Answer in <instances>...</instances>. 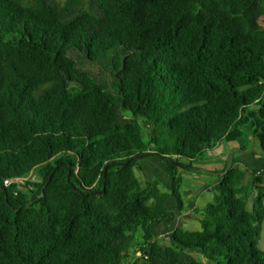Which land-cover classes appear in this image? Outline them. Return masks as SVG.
<instances>
[{
    "label": "trees",
    "instance_id": "1",
    "mask_svg": "<svg viewBox=\"0 0 264 264\" xmlns=\"http://www.w3.org/2000/svg\"><path fill=\"white\" fill-rule=\"evenodd\" d=\"M262 16L264 0H0V264H264ZM73 50L114 52L107 78ZM245 124L262 158L232 153L193 207L200 230L148 204L142 158L165 163L183 211L178 172L206 171ZM31 171L34 189L4 185Z\"/></svg>",
    "mask_w": 264,
    "mask_h": 264
},
{
    "label": "rangeland",
    "instance_id": "2",
    "mask_svg": "<svg viewBox=\"0 0 264 264\" xmlns=\"http://www.w3.org/2000/svg\"><path fill=\"white\" fill-rule=\"evenodd\" d=\"M262 20V22L264 23V18ZM73 51L79 54V57H83L87 62H89V64L86 62H81V59H79V62H81L79 63V66L81 68L89 70L91 73L96 75L99 80L107 78V67L109 69H112L108 62L111 56L114 55V52L110 51L109 53L103 54L100 58L97 59V61H89L82 53H79L76 50ZM242 131L243 135L240 138L234 141L222 140L218 144V146H216L212 150L207 151L201 159L194 163L195 166L201 169H205L207 172L203 170L201 172H178L179 176L182 178L180 193L183 211H180L179 209H174L176 208L178 203L176 199L171 195L169 185L170 175L166 171L165 163L158 157L142 158L138 162V165L134 167V172L143 187H146L148 183L156 182L157 184L155 186H151V189L156 194H159L157 199H151L148 204L154 205V207L159 212L163 210H172L174 212H180L182 213V216L179 220V223H177V226H180L184 230H200V223L198 219H195V217L192 216V214L196 217L201 216V212H199V210L194 212V208H203L208 203L214 201L215 195L217 194L215 185L218 184L220 179V176L217 175V173L222 170L219 165L216 167V169L214 167L217 159H225L226 161H228V159L230 160V155L234 153L236 157L242 158L243 161H252L253 156L251 152H254L256 157H261L260 145L258 144L257 146H254V139L257 137L253 135L251 127L245 124L242 126ZM143 138L144 140H146L145 134L143 135ZM202 162L204 164H201ZM239 167L243 168L244 166L242 164H239ZM212 172H214V174ZM248 177L249 174H247L245 180L248 179ZM252 198L253 196L248 202L249 209H251L252 207ZM161 228L163 232H165L166 229H173L165 223L161 225ZM139 233L141 234L142 231H139L137 233V238L140 237ZM137 241L139 242V240ZM160 242L163 244H170L169 238L164 235L160 236ZM259 247L260 249L264 250V223H262V233L261 240L259 242ZM190 253L197 260L205 264H216L215 262L205 258L198 251L193 250L190 251Z\"/></svg>",
    "mask_w": 264,
    "mask_h": 264
},
{
    "label": "built area",
    "instance_id": "3",
    "mask_svg": "<svg viewBox=\"0 0 264 264\" xmlns=\"http://www.w3.org/2000/svg\"><path fill=\"white\" fill-rule=\"evenodd\" d=\"M40 178L35 171H31L29 175L23 177H10L4 180V185L7 187L16 185L17 190L15 191V195H17L18 191L24 189H34L33 183H38Z\"/></svg>",
    "mask_w": 264,
    "mask_h": 264
},
{
    "label": "water",
    "instance_id": "4",
    "mask_svg": "<svg viewBox=\"0 0 264 264\" xmlns=\"http://www.w3.org/2000/svg\"><path fill=\"white\" fill-rule=\"evenodd\" d=\"M257 144L260 145V148H261V150H262V144H261V141H260L258 138H255V139H254V146H256ZM232 164H233V156L230 155L229 164H228V166L226 167V169H225L223 172H220V173H217V174L220 175V176L225 175V174L230 170V168L232 167Z\"/></svg>",
    "mask_w": 264,
    "mask_h": 264
},
{
    "label": "crops",
    "instance_id": "5",
    "mask_svg": "<svg viewBox=\"0 0 264 264\" xmlns=\"http://www.w3.org/2000/svg\"><path fill=\"white\" fill-rule=\"evenodd\" d=\"M264 18V16H262L261 18H260V23L262 24V25H264V23L262 22L263 19ZM204 162V161H203ZM201 163V164H204V163ZM226 160L225 159H217V161H216V164H215V169H216V167L219 165L220 166V168L223 170L224 169V166H225V164H226ZM223 167V168H222ZM222 170H220L221 172H222ZM220 171H219V173H220ZM218 175V174H217ZM220 176V175H219ZM219 181H220V179H219ZM219 183V182H218Z\"/></svg>",
    "mask_w": 264,
    "mask_h": 264
},
{
    "label": "flooded vegetation",
    "instance_id": "6",
    "mask_svg": "<svg viewBox=\"0 0 264 264\" xmlns=\"http://www.w3.org/2000/svg\"><path fill=\"white\" fill-rule=\"evenodd\" d=\"M257 145H258V144H257ZM257 145H256V146H257Z\"/></svg>",
    "mask_w": 264,
    "mask_h": 264
}]
</instances>
